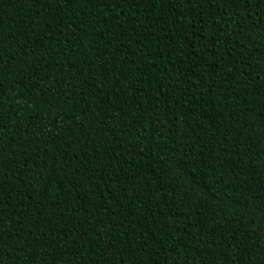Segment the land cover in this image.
<instances>
[{"label":"trees","instance_id":"obj_1","mask_svg":"<svg viewBox=\"0 0 264 264\" xmlns=\"http://www.w3.org/2000/svg\"><path fill=\"white\" fill-rule=\"evenodd\" d=\"M0 0V264H264V4Z\"/></svg>","mask_w":264,"mask_h":264},{"label":"snow or ice","instance_id":"obj_2","mask_svg":"<svg viewBox=\"0 0 264 264\" xmlns=\"http://www.w3.org/2000/svg\"><path fill=\"white\" fill-rule=\"evenodd\" d=\"M61 0H47V4L49 5L48 10L52 11L50 5L52 3H57L59 4ZM74 2V0H63L64 5H71ZM88 2L92 3L93 5L95 4H100V5H106V4H116L117 6L119 5L120 0H88ZM249 3L252 2V0H248ZM256 7H259L261 4H264V0H255Z\"/></svg>","mask_w":264,"mask_h":264}]
</instances>
